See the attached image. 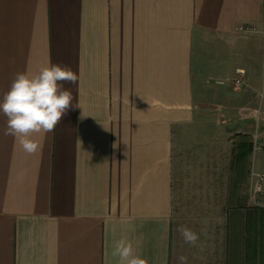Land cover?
<instances>
[{"label": "crops", "instance_id": "obj_1", "mask_svg": "<svg viewBox=\"0 0 264 264\" xmlns=\"http://www.w3.org/2000/svg\"><path fill=\"white\" fill-rule=\"evenodd\" d=\"M247 23L264 28V0H0V101L17 73L49 62L78 77L63 85L74 98L55 131L34 136V155L4 134L0 113V264H119L120 239L148 264H264V211L248 198L253 102L238 114L248 131L235 140L228 199L217 178L206 195L215 209L181 206L179 136L197 120L204 84L195 42L243 35L231 76L244 70L253 100V34L237 30Z\"/></svg>", "mask_w": 264, "mask_h": 264}, {"label": "rangeland", "instance_id": "obj_2", "mask_svg": "<svg viewBox=\"0 0 264 264\" xmlns=\"http://www.w3.org/2000/svg\"><path fill=\"white\" fill-rule=\"evenodd\" d=\"M259 33H253V100L245 99L241 87L232 89L219 87L211 80H217L218 76H227L225 79L232 80L231 76L234 65L244 61L242 52L237 53L231 48L244 45L245 37L236 38V43L219 37L212 33H202L195 42V60L199 66L198 76L203 80V95L196 110V121L191 127L183 128L178 142L179 155L182 156L184 171L185 193L187 200L181 204L183 209H215V201H211V192L217 191L218 186H208L210 182H216L222 178L226 185L224 192L228 199V193L232 190L233 172L230 163L233 158V148L237 135L242 131H248L240 123L239 113L250 111L248 103L253 102V140L256 134L260 135L258 144H262L264 121L258 119L259 99L258 94L264 83V68ZM238 40V41H237ZM263 45V44H262ZM229 75V76H228ZM262 83V84H261ZM257 96V97H256ZM244 103V104H243ZM247 106V108L245 107ZM243 106V109H242ZM243 113H242V110ZM253 165L259 172L264 173V155L261 151H254L253 141ZM202 168V169H201ZM209 168V169H207ZM214 168V170H213ZM219 168V170H218ZM221 172L224 173L223 177ZM217 178H220L217 180ZM220 186V191L222 192ZM197 194L196 196H194ZM201 195V196H200ZM194 199L201 202H195ZM210 200L206 202L204 200ZM264 211L253 207V211Z\"/></svg>", "mask_w": 264, "mask_h": 264}, {"label": "clouds", "instance_id": "obj_3", "mask_svg": "<svg viewBox=\"0 0 264 264\" xmlns=\"http://www.w3.org/2000/svg\"><path fill=\"white\" fill-rule=\"evenodd\" d=\"M65 83L76 85L77 74L49 62L36 74L17 73L0 101V113L7 117L4 134L14 137L26 154L42 150L34 136L54 132L72 106L73 93L64 88ZM111 255L119 258V264H148L135 254L133 244L126 239L115 242Z\"/></svg>", "mask_w": 264, "mask_h": 264}, {"label": "built area", "instance_id": "obj_4", "mask_svg": "<svg viewBox=\"0 0 264 264\" xmlns=\"http://www.w3.org/2000/svg\"><path fill=\"white\" fill-rule=\"evenodd\" d=\"M237 30L242 33L253 34V33H263L264 28H260L257 24H240L237 27ZM263 68H264V56H263ZM239 76L233 78L232 80L228 79H217L213 82L219 85H231L234 88H239L244 85V70H239ZM259 99V110H258V119L264 121V83L258 94ZM264 139V132L262 134ZM260 135L256 134L254 136V151H261L264 155V143L258 144ZM248 198L249 204L253 207L264 208V173L259 172L256 168H252L250 173V184L248 189Z\"/></svg>", "mask_w": 264, "mask_h": 264}]
</instances>
